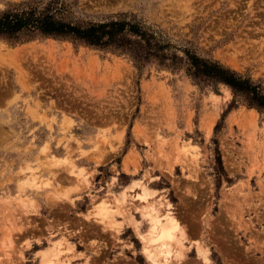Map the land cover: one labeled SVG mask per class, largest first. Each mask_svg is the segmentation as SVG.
<instances>
[{"label":"rangeland","instance_id":"374dc122","mask_svg":"<svg viewBox=\"0 0 264 264\" xmlns=\"http://www.w3.org/2000/svg\"><path fill=\"white\" fill-rule=\"evenodd\" d=\"M21 2L35 0H0V12ZM63 2L65 19L123 16L169 54L216 61L264 91V0ZM133 180L162 200L161 213L170 203L191 245L183 264H203L193 240L212 264H264V110L181 65L136 66L65 38H0V264H42L38 252L27 258L30 243L57 240L73 249L62 264H89L106 245L88 240L97 234L132 255L134 241L137 263L149 264L147 221L133 205L132 219L97 213Z\"/></svg>","mask_w":264,"mask_h":264},{"label":"trees","instance_id":"16d2710c","mask_svg":"<svg viewBox=\"0 0 264 264\" xmlns=\"http://www.w3.org/2000/svg\"><path fill=\"white\" fill-rule=\"evenodd\" d=\"M63 0L21 2L0 12V38L15 40L20 36H51L81 42L97 48H109L128 54L136 66L155 59L162 65H181L193 80L223 84L240 94L248 107L264 110V91L247 77L213 60L184 51V56L166 52L167 43L140 23L123 16L97 22H74L63 16Z\"/></svg>","mask_w":264,"mask_h":264},{"label":"bare ground","instance_id":"6f19581e","mask_svg":"<svg viewBox=\"0 0 264 264\" xmlns=\"http://www.w3.org/2000/svg\"><path fill=\"white\" fill-rule=\"evenodd\" d=\"M185 150L186 152L189 151ZM185 150L182 153H185ZM135 188H138V190ZM151 190L145 183L142 184L138 180H133L126 186L122 194H113L110 201H103L104 199L99 201L98 204L100 205H97V213L99 212L102 217L108 219H112L117 214L126 219H132L134 216L129 212V206L133 205L136 212L147 221V229L144 233H141L143 236L141 238L143 244L141 251L145 260L149 264H183V259L186 258L185 251L191 247V245L187 246L183 242L187 238L186 232L173 216L170 203L164 205L165 212L161 213L159 211L162 200L159 197L154 199ZM192 242H194L196 250L200 252L203 264H212L206 247L197 243L198 240ZM62 245L63 241L57 240L49 249L38 253L40 263L62 264L61 252L73 250L70 246ZM49 254L51 255L50 258H48Z\"/></svg>","mask_w":264,"mask_h":264},{"label":"crops","instance_id":"0c3cea01","mask_svg":"<svg viewBox=\"0 0 264 264\" xmlns=\"http://www.w3.org/2000/svg\"><path fill=\"white\" fill-rule=\"evenodd\" d=\"M125 234H126V232H124V231H123V233L121 232V234H120L121 238ZM101 238L103 241H106V245H103V246L98 245L97 249L101 250V252L103 253V256L99 259L96 256L91 255L90 256L91 263H89V264H138L137 260H136L138 250L134 245V241H132V245H133L132 248L134 250V253L132 255L131 252L128 250V247H130V246H127L126 248H122L121 250L118 247H113L109 237L104 236V234H97V236H95V238H93V239L89 238L88 240H90V241L95 240V241L100 242ZM34 240H36V239H34ZM35 246H36L35 242L32 241L30 243V247L25 251L28 254L27 258L30 257V254L32 252H34L36 254V252L40 253L46 249V247L42 248V249L41 248L36 249ZM195 250H196V248H195ZM77 251L81 252L82 249H79V250L77 249ZM121 252H122V254H121ZM84 262H85V259L83 260L81 258H77V259L72 260L71 264L72 263L83 264ZM37 264H39L38 259H37Z\"/></svg>","mask_w":264,"mask_h":264}]
</instances>
